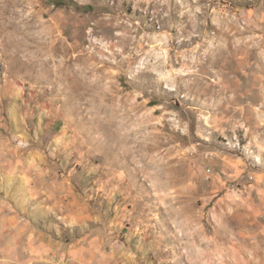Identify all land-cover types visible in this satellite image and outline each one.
Wrapping results in <instances>:
<instances>
[{
    "label": "rangeland",
    "instance_id": "374dc122",
    "mask_svg": "<svg viewBox=\"0 0 264 264\" xmlns=\"http://www.w3.org/2000/svg\"><path fill=\"white\" fill-rule=\"evenodd\" d=\"M0 207V264H264V0H0Z\"/></svg>",
    "mask_w": 264,
    "mask_h": 264
},
{
    "label": "crops",
    "instance_id": "0c3cea01",
    "mask_svg": "<svg viewBox=\"0 0 264 264\" xmlns=\"http://www.w3.org/2000/svg\"><path fill=\"white\" fill-rule=\"evenodd\" d=\"M23 234L22 223L18 224V220L6 208L0 207V253L5 257L23 256V248L20 245L23 242ZM30 253L37 254L32 250Z\"/></svg>",
    "mask_w": 264,
    "mask_h": 264
}]
</instances>
